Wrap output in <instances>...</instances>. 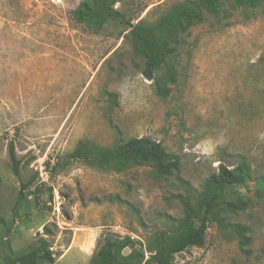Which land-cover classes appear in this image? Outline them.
<instances>
[{"label":"rangeland","instance_id":"1","mask_svg":"<svg viewBox=\"0 0 264 264\" xmlns=\"http://www.w3.org/2000/svg\"><path fill=\"white\" fill-rule=\"evenodd\" d=\"M82 1L0 0V239L22 251L45 226L51 264H90L106 235L128 236L148 259L154 234L170 233V217L187 210L181 180L201 211L205 179L219 164L239 165L246 180L222 186L204 245L172 264H264V0L204 10L175 46V81L153 70L159 88L127 24L154 26L185 0H117L99 30L75 21ZM133 138L158 143L177 169L163 176L117 157L116 146ZM34 174L12 217L20 182ZM235 224L248 228L249 253L227 227Z\"/></svg>","mask_w":264,"mask_h":264},{"label":"trees","instance_id":"2","mask_svg":"<svg viewBox=\"0 0 264 264\" xmlns=\"http://www.w3.org/2000/svg\"><path fill=\"white\" fill-rule=\"evenodd\" d=\"M117 0H83L73 11L76 22H85L94 29L99 30L109 19L113 10V3ZM219 0H185L182 5L170 14L160 18L154 26H144L140 23L127 24L129 36L136 53L146 59L144 75L149 80L156 81L153 70L164 68L169 80L175 81L174 63L175 46L182 43L180 37L185 35L194 24L203 21V11L216 14ZM237 5L257 6L260 0H234ZM169 90H167L168 92ZM116 156L128 159L133 164H149L163 176H168L177 169L178 159L167 155L158 143L147 138L130 139L124 144L116 146ZM10 170L14 176L20 177L21 160L17 158L15 146L12 142L8 145ZM37 174L27 181L20 182L19 191L12 200L9 211L12 217L17 215V210L24 200L25 190L34 183ZM246 180V174L241 166L229 168L219 164L216 172L211 173L204 181L201 192V211L192 210L189 202L195 198L189 182L181 180L184 195L181 198L186 206L179 219L170 217L172 229L169 232L159 231L154 234L155 254L145 259L144 253L133 247V240L126 237L106 235L102 244L91 258L90 264H172L176 253L189 247H202L205 243V234L208 223L213 219L214 205L219 198L222 186L225 184H239ZM1 181V178H0ZM235 209L243 210L244 202L232 204ZM0 224L5 225L6 220L0 216ZM235 231L241 238L240 249L244 250L251 238L246 236V226L239 224L227 226ZM49 231L44 226V233L38 235L35 243L22 251H14L6 239H0V264H38L40 262L53 263L55 254L47 238ZM132 246L131 251L124 255L122 251Z\"/></svg>","mask_w":264,"mask_h":264},{"label":"bare ground","instance_id":"3","mask_svg":"<svg viewBox=\"0 0 264 264\" xmlns=\"http://www.w3.org/2000/svg\"><path fill=\"white\" fill-rule=\"evenodd\" d=\"M91 242V241H90ZM90 245V244H89ZM85 247V246H84ZM88 249H89V246H88ZM86 250H87V247H86Z\"/></svg>","mask_w":264,"mask_h":264}]
</instances>
